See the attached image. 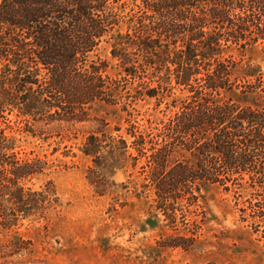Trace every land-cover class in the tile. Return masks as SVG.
I'll use <instances>...</instances> for the list:
<instances>
[{
    "label": "trees",
    "instance_id": "16d2710c",
    "mask_svg": "<svg viewBox=\"0 0 264 264\" xmlns=\"http://www.w3.org/2000/svg\"><path fill=\"white\" fill-rule=\"evenodd\" d=\"M23 139L77 146L98 195L103 170L137 175L169 224L218 187L264 235V0H0V232L21 243L60 207Z\"/></svg>",
    "mask_w": 264,
    "mask_h": 264
},
{
    "label": "rangeland",
    "instance_id": "374dc122",
    "mask_svg": "<svg viewBox=\"0 0 264 264\" xmlns=\"http://www.w3.org/2000/svg\"><path fill=\"white\" fill-rule=\"evenodd\" d=\"M233 54L242 67L263 63L257 52ZM115 72L112 63L108 73ZM151 107L149 103L143 110ZM92 116L112 127L118 122L103 106ZM95 126L81 129L87 133ZM21 147L28 157L47 163L45 174L34 183H53L60 207L46 221L25 223L18 231L22 243L15 233L0 232V264H264L262 230L241 223L232 194L218 187L203 192L205 209L195 211L200 218L178 205L171 208L176 223L169 224L155 209L153 194L140 188L137 175L103 170L107 188L105 195H98L88 180L92 164L74 144L23 139ZM68 150L76 156H64ZM172 243L182 247H168Z\"/></svg>",
    "mask_w": 264,
    "mask_h": 264
}]
</instances>
